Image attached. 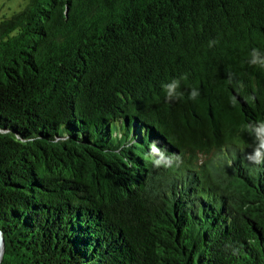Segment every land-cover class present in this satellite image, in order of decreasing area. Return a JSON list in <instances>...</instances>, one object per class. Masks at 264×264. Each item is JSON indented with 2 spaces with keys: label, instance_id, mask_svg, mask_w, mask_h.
Wrapping results in <instances>:
<instances>
[{
  "label": "trees",
  "instance_id": "16d2710c",
  "mask_svg": "<svg viewBox=\"0 0 264 264\" xmlns=\"http://www.w3.org/2000/svg\"><path fill=\"white\" fill-rule=\"evenodd\" d=\"M260 122L264 0H27L0 17L1 264H264Z\"/></svg>",
  "mask_w": 264,
  "mask_h": 264
},
{
  "label": "clouds",
  "instance_id": "9594fccd",
  "mask_svg": "<svg viewBox=\"0 0 264 264\" xmlns=\"http://www.w3.org/2000/svg\"><path fill=\"white\" fill-rule=\"evenodd\" d=\"M179 86V81L175 79L172 80L171 83L164 85L167 97L182 96V93L177 92ZM198 95V91L196 89H193L189 93V99H195ZM254 131L258 140V144L254 150V154L246 158L250 159V162L252 163L260 164L261 162H264V122H260L258 127L254 129Z\"/></svg>",
  "mask_w": 264,
  "mask_h": 264
},
{
  "label": "rangeland",
  "instance_id": "374dc122",
  "mask_svg": "<svg viewBox=\"0 0 264 264\" xmlns=\"http://www.w3.org/2000/svg\"><path fill=\"white\" fill-rule=\"evenodd\" d=\"M27 0H0V17H10L25 7Z\"/></svg>",
  "mask_w": 264,
  "mask_h": 264
},
{
  "label": "water",
  "instance_id": "95a60500",
  "mask_svg": "<svg viewBox=\"0 0 264 264\" xmlns=\"http://www.w3.org/2000/svg\"><path fill=\"white\" fill-rule=\"evenodd\" d=\"M42 219V218H41ZM6 238L3 230L0 228V264L2 263L4 253H5V248H6Z\"/></svg>",
  "mask_w": 264,
  "mask_h": 264
}]
</instances>
